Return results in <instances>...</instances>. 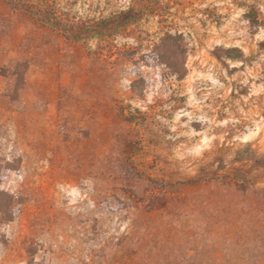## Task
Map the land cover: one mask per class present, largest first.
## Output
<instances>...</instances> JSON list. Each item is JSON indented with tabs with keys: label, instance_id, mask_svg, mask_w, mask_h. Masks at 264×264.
I'll list each match as a JSON object with an SVG mask.
<instances>
[{
	"label": "rangeland",
	"instance_id": "rangeland-1",
	"mask_svg": "<svg viewBox=\"0 0 264 264\" xmlns=\"http://www.w3.org/2000/svg\"><path fill=\"white\" fill-rule=\"evenodd\" d=\"M0 189V264H264V0H0Z\"/></svg>",
	"mask_w": 264,
	"mask_h": 264
},
{
	"label": "trees",
	"instance_id": "trees-1",
	"mask_svg": "<svg viewBox=\"0 0 264 264\" xmlns=\"http://www.w3.org/2000/svg\"><path fill=\"white\" fill-rule=\"evenodd\" d=\"M9 170H12L13 172L19 171L18 168H9ZM14 211H16V209L14 207L13 197L9 193L0 189V220L2 222L12 221L15 215Z\"/></svg>",
	"mask_w": 264,
	"mask_h": 264
}]
</instances>
